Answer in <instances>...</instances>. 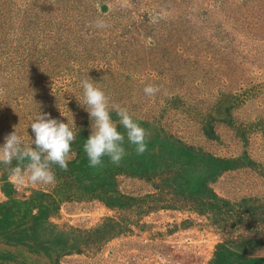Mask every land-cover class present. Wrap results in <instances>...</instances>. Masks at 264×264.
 <instances>
[{
	"label": "rangeland",
	"instance_id": "1",
	"mask_svg": "<svg viewBox=\"0 0 264 264\" xmlns=\"http://www.w3.org/2000/svg\"><path fill=\"white\" fill-rule=\"evenodd\" d=\"M88 76L146 129L143 154L126 143L119 165L88 166ZM39 105L73 113L76 138L51 185L0 164V203L39 199L9 204L36 246H4L0 264H264V0H0V144L14 126L30 143ZM114 166L110 206L99 195ZM209 190L245 226L196 209Z\"/></svg>",
	"mask_w": 264,
	"mask_h": 264
},
{
	"label": "clouds",
	"instance_id": "2",
	"mask_svg": "<svg viewBox=\"0 0 264 264\" xmlns=\"http://www.w3.org/2000/svg\"><path fill=\"white\" fill-rule=\"evenodd\" d=\"M95 25L98 28L107 26L103 19H97ZM80 84L82 99H76L78 105L88 113L91 128L90 135L83 143L88 166L102 167L105 157L112 164L119 165L127 155L126 143L132 146L137 155L143 154L147 150V132L133 114L126 107L111 103L99 81L88 76ZM158 91L159 87L152 84H146L143 89L149 97ZM37 112L29 124L34 138L31 137L30 143H25L14 126V130L0 144V164L12 166L16 161L17 164L11 167V174L19 183L27 179L32 184L51 185L56 179L53 167L65 170L68 167V156L78 128L71 111V122L61 111V116L66 117L67 122L42 111L40 105Z\"/></svg>",
	"mask_w": 264,
	"mask_h": 264
},
{
	"label": "trees",
	"instance_id": "3",
	"mask_svg": "<svg viewBox=\"0 0 264 264\" xmlns=\"http://www.w3.org/2000/svg\"><path fill=\"white\" fill-rule=\"evenodd\" d=\"M116 172H118V168H116V166H114V168L112 169L109 176L106 177V179L104 180V183L102 185V190H101L100 195H99V196H101L100 198L105 200V202L110 206L112 204L111 203V201H112L111 195H113V191L111 190V186H110V185H112V181H110V180H112V177L116 174ZM62 181H64V180L62 179ZM69 182H71V181H69ZM62 185H66V183H62ZM74 186L75 185H71L67 188H70V190H71ZM58 188L59 189L56 190L57 192H61L63 190L60 187H58ZM209 193L210 194L205 197V196H203V192H201V193L199 191L195 192L192 199H190V201L193 202L195 200L196 203H194V206L196 209L202 210V211L203 210L204 211L209 210L210 212H213L214 214H216L218 216L219 220H224L227 218L228 219L230 218L232 220V216L235 217L237 215V214H235L236 210L233 211V206L235 204H232L230 201L219 197L214 191L209 190ZM40 194H42V196L46 195L48 197L49 204H51L53 206L58 205V201H59L58 197L53 196L50 193H46L44 191H39L38 195H40ZM62 194H66L65 191H62ZM104 194H106L107 197L104 196ZM109 194H111V195L109 196ZM68 196H70V195H68ZM63 198H64V196H63ZM123 198L125 201L121 200V204L124 202L126 203V202L130 201L131 196L126 197L123 195ZM13 202L19 203L21 205V207H26V205L38 206L39 199H37L36 197H32V198L17 201L13 197L12 198L10 197L6 201L0 203V210L3 208H4L3 211L6 210L5 215L4 216L1 215L2 217H0V231H1V233H6L4 238L2 240H0V244L4 243V245L0 246V254L4 258L9 257V251H7L6 248H3L4 246L12 245V246H15L16 249L21 248L20 246H26L27 247V246H29L30 243L34 247L36 246V240H34V237L28 238L27 236H23V235L18 234L16 232V230L20 229V227L22 228L24 224H22L23 218L18 220L16 215H14L13 212H11L12 210L9 208V204L13 203ZM39 208H41V207H39ZM242 210L243 209H238V212L242 213ZM243 213L241 214V216L237 215L239 217V219L234 218L233 221L234 222L239 221L241 223H244L242 225L245 226V219H244ZM18 224H20V225H18ZM236 239H237V237H236ZM221 246H224V245H221ZM3 249H5V250H3ZM3 252H6V253H3ZM221 259H222V262L224 264L227 263V260L225 258L221 257ZM219 262H220V259H218L216 264H219ZM234 262L231 263V261H229L230 264H234Z\"/></svg>",
	"mask_w": 264,
	"mask_h": 264
}]
</instances>
